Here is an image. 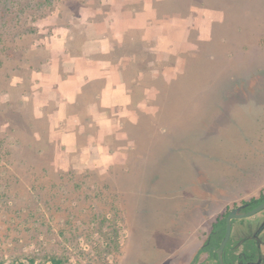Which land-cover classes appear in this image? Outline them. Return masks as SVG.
<instances>
[{
  "label": "rangeland",
  "instance_id": "rangeland-1",
  "mask_svg": "<svg viewBox=\"0 0 264 264\" xmlns=\"http://www.w3.org/2000/svg\"><path fill=\"white\" fill-rule=\"evenodd\" d=\"M111 5L177 22L119 42ZM103 34L113 94L57 112L56 58ZM263 187L264 0H0V264H186Z\"/></svg>",
  "mask_w": 264,
  "mask_h": 264
},
{
  "label": "flooded vegetation",
  "instance_id": "flooded-vegetation-1",
  "mask_svg": "<svg viewBox=\"0 0 264 264\" xmlns=\"http://www.w3.org/2000/svg\"><path fill=\"white\" fill-rule=\"evenodd\" d=\"M201 237L186 264H264V187L227 205Z\"/></svg>",
  "mask_w": 264,
  "mask_h": 264
},
{
  "label": "crops",
  "instance_id": "crops-1",
  "mask_svg": "<svg viewBox=\"0 0 264 264\" xmlns=\"http://www.w3.org/2000/svg\"><path fill=\"white\" fill-rule=\"evenodd\" d=\"M158 1H164V0H158ZM152 7V6H151ZM109 11V18L107 19L106 26L110 28V30L114 33L115 38L121 42L125 39V35L130 30H138L140 32V28L147 27L148 29L146 32L144 31V34L141 33V38H149L148 31L149 29H152L153 35L155 37L156 42L159 44L161 42V37L158 32H155L156 27H172L175 22H177V18H171L166 17L164 18L161 23L152 25L151 20L152 18H155L156 12H158L157 8H147L144 7L142 11L139 12L135 11V14L129 10V9H123L118 8L114 5H111ZM97 11V10H96ZM148 12V20H144V13ZM198 12V11H194ZM192 16L187 17L186 19H183V21L192 22ZM148 25V26H146ZM150 27V28H149ZM150 31V33H152ZM105 35L99 36L98 39L95 38L93 40H85L83 43L82 49V59L83 63H76L75 58L72 56H66V57H55L56 59H63L66 60V68L68 69V74L66 76H61L60 79L56 78V84L53 88H49L47 86L45 88L46 95L49 98H57L56 100L60 101L59 103V110L57 112L63 111L64 103H67L68 101L75 100L79 97L81 92H84V86H86V83H88L90 80L97 79V78H103L106 76V82L100 92L101 98L104 100H107V97H110L114 90L112 86V82L110 79V73H106V70L109 69L110 62L106 60H98L93 57L94 53H97L100 49H104L103 46H105L106 40L104 39ZM57 44L54 45V47H57L59 50L64 51L67 49V38L66 36L63 37V39H58ZM52 44V43H51ZM60 47V48H59ZM106 48V46H105ZM58 51V50H57ZM57 64H59L57 62ZM64 64V63H63ZM57 71H52V74H56ZM100 78V79H101ZM84 90V91H83ZM50 91V92H49ZM117 92V91H116Z\"/></svg>",
  "mask_w": 264,
  "mask_h": 264
},
{
  "label": "trees",
  "instance_id": "trees-1",
  "mask_svg": "<svg viewBox=\"0 0 264 264\" xmlns=\"http://www.w3.org/2000/svg\"><path fill=\"white\" fill-rule=\"evenodd\" d=\"M133 31H134V30H130V31H128V32L126 33V35H125V40H126V41L129 40V38H130L131 36H135V35H136ZM136 36H137V35H136ZM98 82H99V81H98ZM100 82H101V80H100ZM54 263H55V264H59L60 261L55 260ZM32 264H33V263H32Z\"/></svg>",
  "mask_w": 264,
  "mask_h": 264
},
{
  "label": "water",
  "instance_id": "water-1",
  "mask_svg": "<svg viewBox=\"0 0 264 264\" xmlns=\"http://www.w3.org/2000/svg\"><path fill=\"white\" fill-rule=\"evenodd\" d=\"M226 239V238H225Z\"/></svg>",
  "mask_w": 264,
  "mask_h": 264
}]
</instances>
